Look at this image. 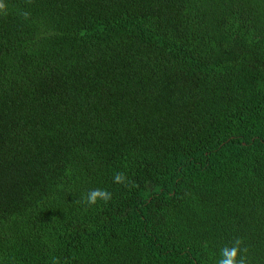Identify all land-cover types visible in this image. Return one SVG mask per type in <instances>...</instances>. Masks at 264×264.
Wrapping results in <instances>:
<instances>
[{
    "label": "trees",
    "instance_id": "trees-1",
    "mask_svg": "<svg viewBox=\"0 0 264 264\" xmlns=\"http://www.w3.org/2000/svg\"><path fill=\"white\" fill-rule=\"evenodd\" d=\"M2 2L0 264H264V0Z\"/></svg>",
    "mask_w": 264,
    "mask_h": 264
},
{
    "label": "clouds",
    "instance_id": "clouds-1",
    "mask_svg": "<svg viewBox=\"0 0 264 264\" xmlns=\"http://www.w3.org/2000/svg\"><path fill=\"white\" fill-rule=\"evenodd\" d=\"M6 8L5 4L0 0V10H4ZM25 19L28 18L29 13H22ZM114 182L117 184H124V186H128L127 177L123 172H118L114 174ZM112 194L106 189H92L86 194V196H81L80 199L88 204L95 205L98 201H104L107 203L111 200ZM243 244L242 238H237L230 246H224L220 250V259L217 261V264H248V258L246 253L248 252V248L241 247ZM244 253V255H242ZM53 264H56L54 261Z\"/></svg>",
    "mask_w": 264,
    "mask_h": 264
}]
</instances>
